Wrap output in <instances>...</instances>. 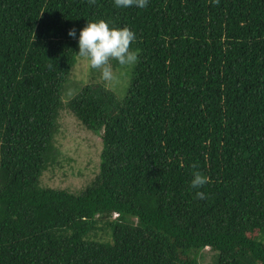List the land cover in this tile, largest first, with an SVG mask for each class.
Listing matches in <instances>:
<instances>
[{"label":"trees","instance_id":"1","mask_svg":"<svg viewBox=\"0 0 264 264\" xmlns=\"http://www.w3.org/2000/svg\"><path fill=\"white\" fill-rule=\"evenodd\" d=\"M98 18L136 33L127 94L89 67L65 101ZM62 110L102 138L81 191L41 185ZM0 264H264V0H0Z\"/></svg>","mask_w":264,"mask_h":264},{"label":"rangeland","instance_id":"2","mask_svg":"<svg viewBox=\"0 0 264 264\" xmlns=\"http://www.w3.org/2000/svg\"><path fill=\"white\" fill-rule=\"evenodd\" d=\"M90 66L80 58L71 75L64 100L68 101L73 86L90 81ZM113 67V66H112ZM131 67L130 65L126 68ZM116 83H108L109 89L122 100L127 94L129 71L126 69ZM60 131L56 136V145L60 150L57 163L42 177V186L66 189L72 192L81 191L91 182L99 171L102 138L86 129L68 110L60 114ZM203 261L210 263L212 252L205 250Z\"/></svg>","mask_w":264,"mask_h":264},{"label":"clouds","instance_id":"3","mask_svg":"<svg viewBox=\"0 0 264 264\" xmlns=\"http://www.w3.org/2000/svg\"><path fill=\"white\" fill-rule=\"evenodd\" d=\"M149 0H115L117 5L128 6L135 4L139 8L147 6ZM70 37L77 38V57L84 58L93 69L100 70V78L106 83H116L119 76L113 70L111 60L115 59L121 66L134 65L138 61V49L130 48V43L135 41L136 33L129 26L117 27L110 25L109 21L98 18L86 20L85 25L77 31L71 28L67 33ZM206 175L194 171L190 184L199 188L207 182ZM199 199L206 198L204 191H196Z\"/></svg>","mask_w":264,"mask_h":264}]
</instances>
